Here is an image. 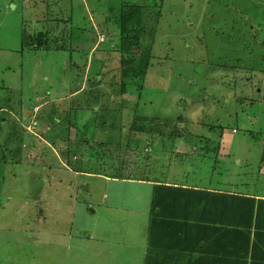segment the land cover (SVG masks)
I'll use <instances>...</instances> for the list:
<instances>
[{"label":"rangeland","instance_id":"1","mask_svg":"<svg viewBox=\"0 0 264 264\" xmlns=\"http://www.w3.org/2000/svg\"><path fill=\"white\" fill-rule=\"evenodd\" d=\"M123 4L143 7L146 76L123 88L113 51L89 83L118 41ZM44 32L50 42L38 49ZM78 87L106 103L81 111L70 103ZM263 134L264 0H0V264H109L116 239L94 234L108 190L79 173L94 170L89 141L105 163L133 169L169 137L196 151L230 137L220 165L205 158L194 172L228 189L256 181Z\"/></svg>","mask_w":264,"mask_h":264},{"label":"crops","instance_id":"2","mask_svg":"<svg viewBox=\"0 0 264 264\" xmlns=\"http://www.w3.org/2000/svg\"><path fill=\"white\" fill-rule=\"evenodd\" d=\"M58 6L61 8V4ZM93 28L97 30L95 25ZM76 94L72 93L71 99ZM93 134L100 135L96 127ZM181 138L185 140L178 135L173 148L141 151L139 166L132 167L137 170L133 177L126 176L129 169L124 164L120 172L119 165L115 168L109 162H100L94 147L90 150L94 170L79 173L91 175L99 180L102 189L108 190L101 204L104 212L94 222V234H109L108 239H116L113 244L118 247L112 255L108 252L103 261L109 264H264L263 152L256 165L255 182L229 184L225 189L227 184H212L195 175L199 170L195 167L196 161L204 162L203 152L188 145H177ZM231 141L230 137L221 139L217 165L227 156L225 147ZM222 195L238 200L227 201ZM238 197L254 200L252 215L249 205ZM113 228L117 230L115 233ZM95 251L98 255L105 252L104 249Z\"/></svg>","mask_w":264,"mask_h":264},{"label":"trees","instance_id":"3","mask_svg":"<svg viewBox=\"0 0 264 264\" xmlns=\"http://www.w3.org/2000/svg\"><path fill=\"white\" fill-rule=\"evenodd\" d=\"M160 1V0H159ZM159 5H157V10H160V7H158ZM143 7L133 4V5H121V9L118 12V17H117V22H118V35L116 34V36L118 37V41L116 43V45L114 46H109L106 50L104 49L105 55L106 57L104 59V61H102L100 63V61H95L94 63L96 64V70L94 73V69L92 71V74L90 76L87 75V81L89 83H93L95 82H99L103 72H106V70L108 69V65H109V57L111 55V53L116 52L119 54L120 56V66H121V86L124 87H133V85H136L138 87H141L142 85V80L144 79V77L146 76V70L148 69L149 65H150V60L153 58L152 55V46L147 45L145 46V43L143 41V39L140 37L139 33H141V31L143 30V22L141 21V13L143 11L142 9ZM110 10V9H109ZM109 10H107L105 13H109ZM104 14V13H103ZM48 31V29H46ZM95 32H97V30L94 28ZM48 36H51L48 32H44L43 34H39L38 37H40V41H42V45L38 47V49H42V48H46L48 46L47 43L50 42V40L48 39ZM39 43V41H38ZM98 49H95V51L93 50L94 54L96 53ZM141 61L142 63V67H137L136 64ZM93 67V66H92ZM141 82V84H140ZM128 88L126 90H128ZM141 89V88H139ZM79 90V87L77 89V91ZM80 92V91H78ZM127 92V91H125ZM77 97L80 99L78 101H76L77 99L72 98L70 100L71 104H77L78 108L81 111H88V110H94V105L95 107L98 105V103H104L105 98L107 97V94H103V93H97L96 95H94V88L90 89L88 92L85 93H79L76 94ZM95 102V103H94ZM106 103V102H105ZM104 103V104H105ZM106 106V105H105ZM103 110H106V108H102ZM180 119H182V116H180ZM183 120V119H182ZM223 135V134H221ZM220 138V137H219ZM216 139V140H209L207 142H204L203 145H201V151L203 152V156H204V160L205 158L207 159V161H212V163L216 164L218 162V153L221 147V143L220 139ZM169 142H170V147L173 148V143L175 141V139L173 138H168ZM262 139H263V143H262V162L264 163V134L262 135ZM214 143H211L213 142ZM88 144V149L87 150H91L94 147V150L96 151V145L94 146H90V141L87 143ZM169 147V148H170ZM98 156V154H97ZM95 159H97L95 157ZM101 159V160H100ZM98 158L97 160H99L100 162L106 161L107 158L106 156H104L103 158ZM202 160V158H201ZM123 166H119V169L121 170L120 172H122V168ZM126 167V166H125ZM82 168V167H81ZM127 168V167H126ZM126 170L127 172H129V174H126V176L128 177H133V171L134 170H130V168ZM137 172V170L135 171ZM132 173V174H131ZM117 176L121 177L123 176L122 174H118ZM135 176V174H134ZM224 200L230 201V200H238L236 197L231 196V195H222L221 196ZM239 200H242L243 202L247 203L250 207L251 210V215L253 214V208H254V200L253 199H249V198H241L238 197Z\"/></svg>","mask_w":264,"mask_h":264},{"label":"built area","instance_id":"4","mask_svg":"<svg viewBox=\"0 0 264 264\" xmlns=\"http://www.w3.org/2000/svg\"><path fill=\"white\" fill-rule=\"evenodd\" d=\"M104 40H105L104 36H101V35H100V36L98 37V43H102V42H104ZM232 133H235V130H233Z\"/></svg>","mask_w":264,"mask_h":264},{"label":"water","instance_id":"5","mask_svg":"<svg viewBox=\"0 0 264 264\" xmlns=\"http://www.w3.org/2000/svg\"><path fill=\"white\" fill-rule=\"evenodd\" d=\"M14 8V6H12ZM181 113L183 114V111H181ZM183 117H185V115L183 114Z\"/></svg>","mask_w":264,"mask_h":264}]
</instances>
